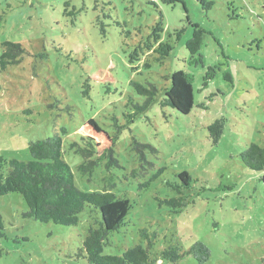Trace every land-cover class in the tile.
<instances>
[{"label": "rangeland", "instance_id": "rangeland-1", "mask_svg": "<svg viewBox=\"0 0 264 264\" xmlns=\"http://www.w3.org/2000/svg\"><path fill=\"white\" fill-rule=\"evenodd\" d=\"M193 26L204 30L197 54L186 46ZM5 41L20 43L24 53L0 74V155L28 161L31 141L59 133L80 190L106 186L129 200L105 253L145 244V228L157 234L159 249L189 251L156 264H264V168L252 170L240 156L250 142L264 147V0H0V52ZM100 67L114 84L89 79ZM177 70L193 87L190 113L157 102L128 122L129 98L143 101L132 83L159 85ZM218 118L225 123L214 144L208 125ZM89 119L110 136L119 131L118 165L101 162L84 174L83 158L69 147ZM135 143L150 146L144 158ZM181 171L191 176L181 189L188 202L172 211L157 197L179 196L167 183L180 182ZM25 211L19 193L0 196V264H76L89 208L75 226L25 218ZM197 242L208 249L205 260L190 251Z\"/></svg>", "mask_w": 264, "mask_h": 264}, {"label": "trees", "instance_id": "trees-1", "mask_svg": "<svg viewBox=\"0 0 264 264\" xmlns=\"http://www.w3.org/2000/svg\"><path fill=\"white\" fill-rule=\"evenodd\" d=\"M100 25V31L104 36L105 25L103 23ZM203 34V29L193 26L192 35L186 41L191 54H197L200 50ZM3 47L0 52V74L7 66L19 63L24 53L20 43L5 41ZM164 77L167 82L162 81L159 85L154 82L148 83L149 86L132 83L136 93L143 97V101L135 103L133 98H129L128 105L132 106L133 111L126 115L128 122L157 102L161 108L170 107L182 115L190 113L193 107V87L187 75L184 71L177 70ZM224 77L230 78V73L225 72ZM89 79L107 86L115 83L110 70L102 67L91 73ZM224 123V119L218 118L208 125L209 136L214 144L223 133ZM62 132H65V129H62ZM118 133L119 131L115 136H110L94 119L81 124L80 141L72 142L69 147L83 158V162L78 165L81 173L93 172L101 162H104L106 169L118 165L117 159L113 157V146ZM135 145L139 147L141 157L144 158L143 148L150 146L139 143ZM28 150L31 155L28 161L0 155V196L17 192L27 205V211L23 213L25 218L63 226H75L79 214L85 207L89 208L90 222L87 234L74 254L76 264H156L162 259L175 262L189 252L183 253L178 246L173 245L159 249L156 247L157 234L149 233L143 228L139 230V234L145 244H134L120 255L105 253L104 248L110 244V233L124 222L130 207L129 200L126 197H117L111 188L106 186L102 191L80 190L75 185L70 166L63 159L62 138L57 132L45 139L31 141ZM240 156L248 168L256 171L264 168V147L250 142ZM162 171L163 168L159 169L147 181L140 183V187L149 186ZM177 177L180 182L167 185L177 190L179 196L163 199L157 197L159 204L169 206L172 211H177L187 204L188 201L181 195V189L189 188L191 183V176L186 171H181ZM108 179L112 182L111 177ZM261 180L264 183V175ZM111 185L113 183L109 186ZM4 236V223L0 214V239ZM190 251L203 253L200 260H205L208 255V249L199 242L195 243Z\"/></svg>", "mask_w": 264, "mask_h": 264}]
</instances>
